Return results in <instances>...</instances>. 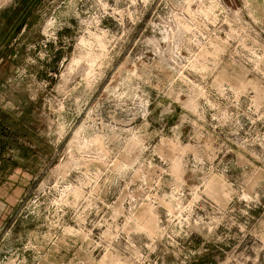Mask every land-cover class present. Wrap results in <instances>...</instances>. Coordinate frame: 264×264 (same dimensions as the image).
<instances>
[{
	"label": "rangeland",
	"instance_id": "1",
	"mask_svg": "<svg viewBox=\"0 0 264 264\" xmlns=\"http://www.w3.org/2000/svg\"><path fill=\"white\" fill-rule=\"evenodd\" d=\"M0 264H264V0H0Z\"/></svg>",
	"mask_w": 264,
	"mask_h": 264
}]
</instances>
